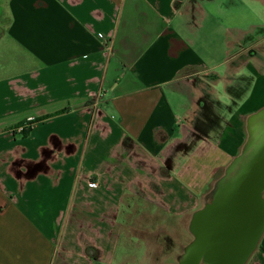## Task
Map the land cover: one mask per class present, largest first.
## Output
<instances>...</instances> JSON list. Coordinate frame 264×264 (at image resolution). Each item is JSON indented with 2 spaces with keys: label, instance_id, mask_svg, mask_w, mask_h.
Instances as JSON below:
<instances>
[{
  "label": "crops",
  "instance_id": "crops-1",
  "mask_svg": "<svg viewBox=\"0 0 264 264\" xmlns=\"http://www.w3.org/2000/svg\"><path fill=\"white\" fill-rule=\"evenodd\" d=\"M214 1L0 0V264H112L127 192L150 218L193 211V230L214 175L220 193L238 177L242 126L264 122V27L229 29ZM238 78L212 128L205 99ZM245 264H264V231Z\"/></svg>",
  "mask_w": 264,
  "mask_h": 264
},
{
  "label": "rangeland",
  "instance_id": "rangeland-1",
  "mask_svg": "<svg viewBox=\"0 0 264 264\" xmlns=\"http://www.w3.org/2000/svg\"><path fill=\"white\" fill-rule=\"evenodd\" d=\"M214 2L223 6L225 24L229 29L234 27L238 28L239 15H242L243 24L241 25H244L243 27L247 26L249 21L261 24L259 30L264 27V5L262 3L258 2L255 5L250 4L251 6L249 7V4H245L244 0H215ZM247 10L250 11L251 14L247 16V14L244 13V16H247L244 17L242 11L248 12ZM4 32L5 30L0 28V36H3L2 34H4ZM260 32L261 30L259 33ZM227 34L230 36L229 30ZM209 79L212 83L216 82L219 77L216 74H212ZM238 82L240 84H238ZM249 85L250 84L238 78L233 85L236 90L230 88L233 93H229L227 91L228 89H225L224 86L213 84L215 91L214 93L212 92L211 99H209V97L205 99L207 101V107L205 109H209L211 112V117L209 119L212 122V128L218 126V124L215 123L222 122L224 125V123L230 122L231 113L236 111L238 101L245 96V91L249 89ZM239 88H241V91L237 92ZM242 92L243 94H241ZM236 95H238L239 98H236ZM216 112L220 113V116H217ZM242 132V145L238 151L239 159H241L239 163L247 164L250 158L248 153L252 155L256 147L264 142V122L258 121L256 125L253 126L248 124L243 125ZM217 136L218 134L214 133L212 137V139H215V142ZM244 150H249L247 153L248 156L244 154L240 157ZM180 175L182 174L180 173ZM224 175L225 172L223 170L214 175L213 182L210 184V187L205 190V195L200 196L198 199V204L195 207L196 210L203 208L205 203L212 204L218 202L215 204L216 207L223 205L224 199H227L231 192V190H227L220 193V190L217 188ZM231 185L233 186V184ZM127 194L126 197L129 201L136 197H138L137 199H139V201L137 207H135L136 212L134 213L132 212L133 204L129 205L128 202L119 204L121 213L124 211L128 214L125 215L123 213L124 216L121 215L119 219V223L123 224L124 227L117 229L115 232V234L118 235V239L115 242L118 248L116 249V259L112 264H178V262L185 261L188 247L196 238L191 227L193 211H188L183 217L179 215V218L170 219L168 213L161 210L157 212L154 218H150L148 217L151 212L150 210H155L157 208L155 200L151 199V201H148L149 199L146 200L144 196L134 195L130 191L127 192ZM262 196L264 198V192ZM135 222L143 227V231L135 233L134 229H131V225ZM159 227L161 229L163 228L164 231L160 235H156L155 231L160 229Z\"/></svg>",
  "mask_w": 264,
  "mask_h": 264
},
{
  "label": "water",
  "instance_id": "water-1",
  "mask_svg": "<svg viewBox=\"0 0 264 264\" xmlns=\"http://www.w3.org/2000/svg\"><path fill=\"white\" fill-rule=\"evenodd\" d=\"M252 154L233 179L223 205L216 207L214 202L196 214V238L186 260L199 251L208 264H245L256 248L264 231V142ZM198 259L189 262L197 264Z\"/></svg>",
  "mask_w": 264,
  "mask_h": 264
},
{
  "label": "built area",
  "instance_id": "built-area-1",
  "mask_svg": "<svg viewBox=\"0 0 264 264\" xmlns=\"http://www.w3.org/2000/svg\"><path fill=\"white\" fill-rule=\"evenodd\" d=\"M103 95H104V91L102 90L96 95V101H99L103 97ZM33 124H34L33 120L29 119V120L21 123L20 125L16 126L13 129V132L16 134L17 133L18 134H24L32 128ZM96 185H97L96 183L90 181V186H96Z\"/></svg>",
  "mask_w": 264,
  "mask_h": 264
},
{
  "label": "flooded vegetation",
  "instance_id": "flooded-vegetation-1",
  "mask_svg": "<svg viewBox=\"0 0 264 264\" xmlns=\"http://www.w3.org/2000/svg\"><path fill=\"white\" fill-rule=\"evenodd\" d=\"M235 181H232V182H230V184H232V183H234ZM228 185V187H226L225 189H224V191H227V190H230V187L232 186V185ZM209 205V203H205V205H204V209L205 208H207V206ZM204 232H206V230L204 229ZM196 237V236H195ZM199 257V261H198V263L197 264H208V262H207V260L205 259V255H201V254H199V251L198 252H196V254L194 253L193 254V257H190L188 260H186L187 259V257H186V255H185V261H183V262H178V264H190V262L189 261H191L192 262V260H196L197 258ZM191 259V260H190ZM192 264V263H191Z\"/></svg>",
  "mask_w": 264,
  "mask_h": 264
},
{
  "label": "trees",
  "instance_id": "trees-1",
  "mask_svg": "<svg viewBox=\"0 0 264 264\" xmlns=\"http://www.w3.org/2000/svg\"><path fill=\"white\" fill-rule=\"evenodd\" d=\"M28 132H26V134H27Z\"/></svg>",
  "mask_w": 264,
  "mask_h": 264
}]
</instances>
